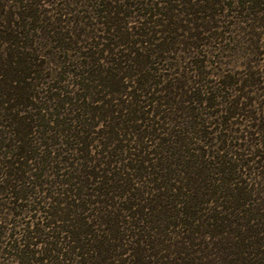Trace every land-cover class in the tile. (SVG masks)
Listing matches in <instances>:
<instances>
[{
    "label": "trees",
    "instance_id": "1",
    "mask_svg": "<svg viewBox=\"0 0 264 264\" xmlns=\"http://www.w3.org/2000/svg\"><path fill=\"white\" fill-rule=\"evenodd\" d=\"M223 1L95 0L99 29L107 34L101 36L87 15L46 16L39 0H0V137L11 135L0 143L6 148L0 209L35 218L8 246L16 264H264V102L248 97L259 68L248 67L252 74L242 82L229 76L232 82H222L219 93L195 87L191 76L163 82L147 73L149 45L159 53L175 42L199 47L219 39ZM239 6V20L253 21L247 32L253 40L255 28H264V0H240ZM35 30L50 41L46 47L77 51L76 60L64 56L63 62L88 67V78L109 96L82 97L75 109L82 112L56 120L58 133L41 137L45 153L31 138L35 127L47 131L37 121L45 108L33 102L32 83L22 84L46 67ZM257 40L249 51L255 58ZM104 52L110 67L101 69ZM48 57L54 63L52 52ZM205 61H192L199 76ZM12 67L25 74L7 76ZM96 71L107 76L94 78ZM97 101L103 105H92ZM53 158L78 165L49 181L44 176L54 174ZM52 182L64 188L37 195Z\"/></svg>",
    "mask_w": 264,
    "mask_h": 264
},
{
    "label": "rangeland",
    "instance_id": "2",
    "mask_svg": "<svg viewBox=\"0 0 264 264\" xmlns=\"http://www.w3.org/2000/svg\"><path fill=\"white\" fill-rule=\"evenodd\" d=\"M122 1L123 3H139L140 1L144 0H117L119 3H122ZM39 2V8L42 12H44V14H46V16L56 17L62 12L65 13V15L62 16L64 19H76L78 16L81 17L87 15L88 17L85 19L90 22L91 27L96 32V34H100L101 36L107 35L105 34L103 28L102 30L99 29L101 28L100 25H98L99 17L94 13L95 5H97L95 4V0H39ZM8 3L10 4L11 2L9 1ZM222 3V8L219 7L222 15L220 18H218L220 21L217 22V24L221 26L219 30L222 31L219 39H209L202 45H199V47H185L180 44H176L175 42V44H172L169 48H162V51L157 50L159 53H155V49H153L155 47L153 45H149V51H151L153 55L148 57V62L151 63H148L150 69L147 70V73H155L156 76L159 75V78L161 77L163 82H167L172 77L184 78L186 76H191L190 82L193 83L195 87L199 86L203 87V89L209 87V93L212 91L219 93L222 82H232L233 79L228 80L229 76L239 79L237 82H242L243 78H245L247 74H252L248 67H250L252 71L256 68H259L258 70L260 71L261 75H258V72L256 74V77L260 76V78L258 77L259 83L252 87V90H254L256 93L253 91L248 94V97L250 98L249 100L256 97L258 102L259 100L264 102V28H255L257 35L253 36V40L249 39L251 36L248 35L247 37V32L251 31L250 25L253 21L242 23L239 20L240 0H224ZM92 4L95 5L91 6ZM133 8L134 9L132 10H135L136 13L138 11L136 5H134ZM243 10L244 12L242 13V18L247 20V15H249L248 10L244 8ZM131 20L134 21V24L137 22L135 21L137 18H132ZM245 29L246 31H244ZM34 33L36 34L35 39L37 42V44H35L39 49H41L40 58L45 61L46 67L42 72L31 74L32 77H37L38 79H28L27 82H22V84H27L29 82L32 83L34 88L33 93H36L37 95L36 99H33V102L36 104V106L40 107L41 105L45 108L40 111L41 118L43 120L38 119L37 121L39 123H44L48 127L47 131L41 127H35L33 129L31 138L35 147V144L37 146H41V144H43L41 137L46 138L47 136H53L58 133V131L56 133L54 132V128L52 129L53 126L56 127V120H62L64 118L73 119L76 114L82 112V110H75L76 103L82 101V97L85 101H87L91 98L101 100V98H108L109 96H104L103 87L97 85L96 81L98 80L91 81V79L88 78L92 74V72L89 73V71H87L88 67H81L78 70L75 68V66L63 62L64 56H68L69 59L72 58L76 60L77 51H70L67 55V53L61 49H57L53 46L46 47L45 43H49L50 41L43 39L42 32L40 33V31L35 30ZM258 35L260 37H258ZM106 40L107 38L104 39L103 42ZM255 40H257L256 45L258 47V51L260 52L259 55L256 56L257 59L255 56L252 57V54H249V51L252 50L251 42H255ZM90 43H93L92 39H90L86 44L83 42L82 45H86L84 48L85 51L88 50ZM142 50L144 51V48ZM49 52L53 53L54 63H47V61H50V57H48ZM106 52H104V55H102L105 59H102L99 62L101 69L110 67L108 59H111V56H109V54ZM251 58H255L257 63L250 62ZM197 60H207L205 63H203L205 64L202 67L204 73L203 76H199V67L192 63V61ZM4 73L7 76L13 77L25 74L24 72H16L14 67L10 68V70L7 69V71H4ZM93 76L97 79H104V77L107 76V73L96 71L94 72ZM194 80H196V82H194ZM109 83L117 84L118 82ZM137 83L138 82H135L133 84L130 82L129 84L137 85ZM98 90H100V92ZM221 93L224 94L223 92ZM232 93L233 91L229 92L231 95ZM116 96L125 100L131 99V96L128 94H122V96L119 94ZM63 99H67L68 101L65 103L63 102ZM92 105L101 106L103 104L102 101H97ZM31 113L32 112L30 111L27 112V114ZM75 120L76 119L71 120V123L73 124L72 126H74V122H76ZM98 129L101 128L97 127L95 130L97 131ZM41 131H46V133L41 134ZM3 136L6 138V140H4L5 142L9 141L8 137H11L10 133H3L2 137H0V143ZM62 139L64 141L66 136H62ZM47 141L49 142V140H46V142ZM0 148L1 155L2 150L5 151L6 148ZM61 148L60 152H62ZM45 150L46 147L41 146L38 148L39 153H45ZM57 154V150L52 153L53 156ZM51 165L56 166L50 168L51 170L54 169V174L51 173L48 176L45 174L44 176L49 181H53L55 178H64L68 173L76 170L78 164L75 163V169H73L72 166L65 167L62 164H58L53 158ZM43 188L44 192L40 190V192H37L38 196H44L46 193L54 194V191L62 190L64 186L58 185L56 182H52L51 184L49 183L44 185ZM4 201H6V198L0 195V202ZM28 202L30 201H24V203ZM2 210H4V212H2L0 216L5 217L6 219H1L0 221V231H2L4 235L0 238V264H16L12 257L10 258V255L8 256L6 253L9 249L8 246L14 241L15 238H20L23 225L26 222H35V218L31 214L27 213L13 217L12 215L5 214V212H9L7 208ZM2 210L0 209V211ZM36 214V216H39L41 213L38 212ZM11 234L13 237H11Z\"/></svg>",
    "mask_w": 264,
    "mask_h": 264
}]
</instances>
